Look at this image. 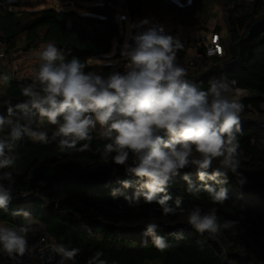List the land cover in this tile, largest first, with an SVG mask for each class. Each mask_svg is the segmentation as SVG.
I'll return each mask as SVG.
<instances>
[{
  "label": "trees",
  "instance_id": "16d2710c",
  "mask_svg": "<svg viewBox=\"0 0 264 264\" xmlns=\"http://www.w3.org/2000/svg\"><path fill=\"white\" fill-rule=\"evenodd\" d=\"M57 1L63 6L79 5L81 1L95 4L87 7L90 15H81L61 8L16 10L15 1L0 0V51L4 54L0 76L6 57L38 50L47 43L55 44L67 59L80 58L88 65L85 71L104 76L124 71L120 57L124 39L115 0ZM215 6L220 11L217 15L213 13ZM123 8L132 24L137 23L136 17L140 21L148 18L181 41L177 62L187 69V79L201 89L206 90L210 80L223 77L235 80V87L246 89L241 98L244 111L242 134L238 136V170L247 182L240 185L230 173L225 185L229 199L221 205L213 203L206 192L199 198L189 194L182 172L170 185L173 199L169 203L174 205L175 199L182 197L185 211L164 215L155 203L141 201L138 206H130L122 197L112 198L110 190L120 187L117 180L128 177L122 166L112 163L111 156L107 160L102 157L107 141L101 138L99 129L91 141L63 152L56 141L43 144L25 138L9 153L15 157L14 167L0 170L11 171L15 178L8 210H0V226L17 230L22 225L30 226V248L36 247V255L52 256V264L61 261L51 251L53 243L80 249L74 264H87L97 251L103 253L101 258L108 264L156 260L160 264H264V0H125ZM182 32H187L186 39L180 36ZM191 32L196 35L191 36ZM213 35L219 37L220 55L209 50ZM115 41L116 62H89L110 53ZM192 48L194 55L189 56L186 51ZM9 75L7 83H0V114L5 116L10 105L26 99L21 89L31 83L32 77ZM43 127L51 135L54 126ZM84 143L88 147L81 150ZM216 166L218 161L213 162ZM184 171L191 172L193 181L199 183L194 169ZM3 183L8 186L7 181ZM132 191L127 190L129 194ZM197 206L205 212L214 208L220 222L233 220L235 227L215 237L197 233L187 223L188 211ZM17 210L30 215H15ZM149 222L159 225L157 234L170 244L167 250L159 251L151 237L144 236ZM176 233H183V238L177 239ZM20 259L13 261L0 252V264H20Z\"/></svg>",
  "mask_w": 264,
  "mask_h": 264
},
{
  "label": "clouds",
  "instance_id": "9594fccd",
  "mask_svg": "<svg viewBox=\"0 0 264 264\" xmlns=\"http://www.w3.org/2000/svg\"><path fill=\"white\" fill-rule=\"evenodd\" d=\"M133 29L136 31L133 33ZM183 45L161 25L145 18L128 26L120 48L124 71H112L107 76L85 71L88 65L80 58L67 59L53 43L42 46L38 53L41 63L31 77V83L21 89L26 98L0 114V170L11 169L15 157L9 155L25 138L48 144L56 141L60 151L76 149L91 141L99 129L107 141L102 157L122 166L128 178L118 179L120 187L110 190L113 199L122 197L130 206L159 205L164 215L184 212L182 197L170 204L169 193L174 178L181 176L187 192L199 198L206 192L215 204L229 199V174L243 185L247 178L240 167L242 134L241 98L246 89L235 87L236 81L226 77L212 79L201 89L187 79V69L177 62V50ZM4 83L9 76H0ZM54 126L49 135L44 122ZM7 130V131H5ZM88 144H82L81 150ZM218 166L213 167V162ZM194 169L192 173L184 171ZM112 174L116 175V169ZM3 181H7L5 186ZM15 178L11 171L0 172V210L7 211L12 200ZM132 189L131 194L127 192ZM15 215L27 218L30 213L17 210ZM187 223L197 233L210 237L233 229L236 221L218 220L216 210L203 211L193 207ZM159 225L147 223L144 236L151 237L159 251L170 247L168 240L158 235ZM30 226L19 229L0 226V252L18 261L29 252L27 233ZM183 238V233H176ZM51 251L61 257L60 264L75 262L80 249H69L53 243ZM97 251L87 264H108Z\"/></svg>",
  "mask_w": 264,
  "mask_h": 264
},
{
  "label": "rangeland",
  "instance_id": "374dc122",
  "mask_svg": "<svg viewBox=\"0 0 264 264\" xmlns=\"http://www.w3.org/2000/svg\"><path fill=\"white\" fill-rule=\"evenodd\" d=\"M17 4L15 6L16 10H26V11H38L46 8H55V9H63V10H70L76 11L81 15H90L91 12L87 7L93 6L95 3L92 2H79V5H70V6H63L57 0H13ZM178 1V0H175ZM213 13L216 15L220 13L219 8L217 6L214 7ZM116 15L117 21L120 25L121 35L123 39H125V34L128 31V26L132 24L130 16L128 15L125 8L116 6ZM123 16H125V20H123ZM215 22V20H214ZM213 22V24H214ZM191 36L196 35L195 32L190 33ZM180 36L186 39L187 32L180 33ZM194 37V36H193ZM213 38V37H212ZM116 41L113 43V49L110 53L103 56L102 58H94L90 59V63L92 64H104V63H112L116 62L114 58V54L116 52ZM212 43V40H211ZM43 46V45H42ZM42 46L35 51L30 52H19L16 55L8 58L6 57L4 61H2L4 70L6 71L4 74L11 73L14 76H32L33 72L38 69L39 64L41 61L39 60L38 53L42 50ZM187 54L189 56L194 55V48L187 49ZM2 83V81H1ZM47 122H44L43 126H47ZM147 264H160V261L156 260L153 262H148Z\"/></svg>",
  "mask_w": 264,
  "mask_h": 264
},
{
  "label": "built area",
  "instance_id": "2783aa9c",
  "mask_svg": "<svg viewBox=\"0 0 264 264\" xmlns=\"http://www.w3.org/2000/svg\"><path fill=\"white\" fill-rule=\"evenodd\" d=\"M115 6H120V7H124L125 6V0H115L113 3ZM136 22L138 23L139 17L135 18ZM161 25V24H158ZM164 29L165 32V28L163 25H161ZM212 46L210 47V52L211 53H216L218 55L222 54V47L220 45L219 42V37L218 35H213L212 38ZM4 56L3 52L0 51V59ZM44 238L40 239V242H43ZM34 248H36L35 246H32L29 250L28 253H26V255L20 259V264H52L53 258L52 256H42V255H36L34 252Z\"/></svg>",
  "mask_w": 264,
  "mask_h": 264
},
{
  "label": "crops",
  "instance_id": "0c3cea01",
  "mask_svg": "<svg viewBox=\"0 0 264 264\" xmlns=\"http://www.w3.org/2000/svg\"><path fill=\"white\" fill-rule=\"evenodd\" d=\"M1 70H2V65H1ZM5 72H6V71L4 70L3 73H5ZM9 74H10V73H8L7 75L10 76ZM2 76H3V74H2ZM1 81H2V80H0V83H1ZM2 83H4V82L2 81Z\"/></svg>",
  "mask_w": 264,
  "mask_h": 264
}]
</instances>
